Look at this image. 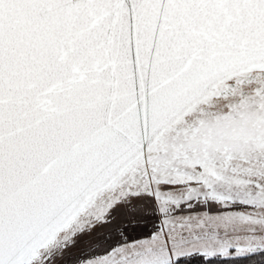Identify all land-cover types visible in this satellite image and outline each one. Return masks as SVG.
<instances>
[{
    "label": "snow or ice",
    "instance_id": "6c2138e0",
    "mask_svg": "<svg viewBox=\"0 0 264 264\" xmlns=\"http://www.w3.org/2000/svg\"><path fill=\"white\" fill-rule=\"evenodd\" d=\"M0 264H264V0H0Z\"/></svg>",
    "mask_w": 264,
    "mask_h": 264
}]
</instances>
